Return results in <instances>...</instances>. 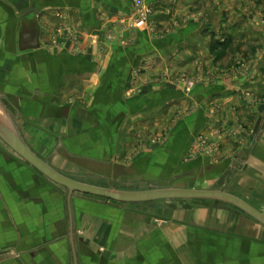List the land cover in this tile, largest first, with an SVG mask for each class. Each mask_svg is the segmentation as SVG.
<instances>
[{"label": "crops", "instance_id": "0c3cea01", "mask_svg": "<svg viewBox=\"0 0 264 264\" xmlns=\"http://www.w3.org/2000/svg\"><path fill=\"white\" fill-rule=\"evenodd\" d=\"M260 17L264 0H0V99L30 149L75 180L127 189L172 174L264 213ZM198 63L221 72L188 92L168 81ZM152 130L158 144L142 143ZM226 205L69 198L0 139V264H201L217 240V264H264V226Z\"/></svg>", "mask_w": 264, "mask_h": 264}, {"label": "water", "instance_id": "95a60500", "mask_svg": "<svg viewBox=\"0 0 264 264\" xmlns=\"http://www.w3.org/2000/svg\"><path fill=\"white\" fill-rule=\"evenodd\" d=\"M260 119L254 127L257 131ZM264 127V120L261 124ZM0 139L19 157L34 167L40 174L57 185L63 186L68 191L70 198L73 193H82L91 196L106 198L118 203H143L156 200H213L229 204L264 226V213L252 206L244 199L236 196L222 188L219 189H198L184 187H162L144 190H121L113 187H105L84 183L75 180L40 158L23 141L19 135L8 110L0 99Z\"/></svg>", "mask_w": 264, "mask_h": 264}, {"label": "rangeland", "instance_id": "374dc122", "mask_svg": "<svg viewBox=\"0 0 264 264\" xmlns=\"http://www.w3.org/2000/svg\"><path fill=\"white\" fill-rule=\"evenodd\" d=\"M150 15H151V11L149 10L148 16L150 17ZM260 19H261V23H264V20L261 17H260ZM237 50H238V48L236 47V45H234L233 47L230 48V51H232V53H236ZM231 64L237 65V63H234V62H231ZM216 65L217 64H215V66ZM238 65H240V64H238ZM215 66L213 67V69H214L213 70L212 66L207 68L203 63H198L195 66L193 73H189L186 70L180 71L177 74H173V75L169 76L168 81L172 82V84H175V85L179 86L181 89H184V91L188 92L192 88H195V87L199 86L200 83L204 82V79H210L213 76V73L211 71L214 72V71L218 70V72H221L219 68L222 67V64H218L216 66V67H219L217 70H215ZM210 68H211V70H210ZM157 79L167 80V76L166 75L158 76ZM188 85H191V88L189 90L187 89ZM160 136H161V134L158 133V130H156V132H154L152 130L151 132H146V133H142L139 135L142 143L145 140H148V143L151 145H157L159 142ZM141 137H143V139ZM199 137H201V136H199ZM142 143H139V144H142ZM176 183L177 182L174 181V176L172 174L160 175V174L153 173V174H149L147 177L140 176V177L132 180L131 182L124 184L123 187H127V189H121V190H144V189L162 188V187H176L179 184H182V183H177V184ZM117 185H119V184H117V183L114 184V186H117ZM105 187H110V186H105ZM219 188L220 187L216 186L214 189H219ZM83 195L97 199V200L110 201L106 198L91 196V195H87V194H83ZM171 200H183V199H171ZM164 201H166V200H156V201L143 202V203H119V204H125L127 206H132V208H136V206H138V205L162 204ZM110 202H114V201H110ZM116 203H118V202H116ZM130 204H132V205H130ZM135 204H137V205H135ZM226 206H229L230 208H233L235 210L240 211L239 209H237V208H235L229 204H227ZM156 207H155V209H156ZM156 223H157V220H156ZM228 244L230 245L231 241H229ZM212 249H214L213 252L211 254L205 255L206 256L205 259H207L208 261L213 259V262H214L213 264H217L216 261H219L220 255L216 254V252L219 251L221 253L218 240L214 242V246ZM263 256L264 255H261V261L262 262H263V260H262ZM196 257H198V259H200L202 261L201 264H205L204 263L205 259L202 256L197 254ZM250 258H252V256H250ZM246 260H247V257H246V259H243L242 262H246ZM165 263L166 264H174L175 262L173 261L171 256L166 255ZM232 264H236V263H232Z\"/></svg>", "mask_w": 264, "mask_h": 264}, {"label": "built area", "instance_id": "2783aa9c", "mask_svg": "<svg viewBox=\"0 0 264 264\" xmlns=\"http://www.w3.org/2000/svg\"><path fill=\"white\" fill-rule=\"evenodd\" d=\"M148 13H149V8L148 7H144L143 9H142V11H140V16H141V20L143 19H145L146 18V16L148 15ZM120 22H123L122 20L120 21ZM191 88V85H188V90Z\"/></svg>", "mask_w": 264, "mask_h": 264}]
</instances>
